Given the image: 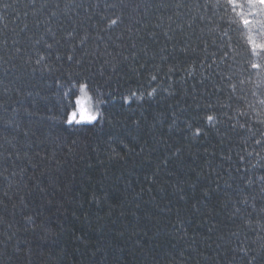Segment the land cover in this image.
<instances>
[{
  "label": "trees",
  "instance_id": "16d2710c",
  "mask_svg": "<svg viewBox=\"0 0 264 264\" xmlns=\"http://www.w3.org/2000/svg\"><path fill=\"white\" fill-rule=\"evenodd\" d=\"M248 37L227 0H0V264H264Z\"/></svg>",
  "mask_w": 264,
  "mask_h": 264
},
{
  "label": "snow or ice",
  "instance_id": "6c2138e0",
  "mask_svg": "<svg viewBox=\"0 0 264 264\" xmlns=\"http://www.w3.org/2000/svg\"><path fill=\"white\" fill-rule=\"evenodd\" d=\"M227 4L231 6L232 10L236 12L243 24L249 30L248 42L251 44L252 55L260 59V63L252 62L253 68H259L264 71V0H227ZM252 17L253 19H249ZM117 20H112L111 25H116ZM256 28L255 35H253V26ZM51 48V45H47ZM71 59V57H69ZM40 63V60L37 61ZM156 79L155 76L152 77ZM155 89H153V93ZM79 95H75L74 101H69L71 104V110L66 114V123L68 125H94L100 122L102 119L101 112L99 110V94L93 95L90 92L88 85L81 84L79 87ZM152 95L151 93L149 94ZM68 96V93H65ZM142 98V97H140ZM128 102L127 100L125 101ZM209 109H212V105H207ZM205 121V127L215 128L219 122L218 115L209 111L201 115L200 117ZM191 127V125H189ZM202 134V128L196 127L193 133L194 137H199ZM260 143V141H257ZM264 180V177L260 178ZM251 184V181H248ZM247 203V201H245Z\"/></svg>",
  "mask_w": 264,
  "mask_h": 264
},
{
  "label": "rangeland",
  "instance_id": "374dc122",
  "mask_svg": "<svg viewBox=\"0 0 264 264\" xmlns=\"http://www.w3.org/2000/svg\"><path fill=\"white\" fill-rule=\"evenodd\" d=\"M80 93L78 92V94L77 95H79Z\"/></svg>",
  "mask_w": 264,
  "mask_h": 264
}]
</instances>
